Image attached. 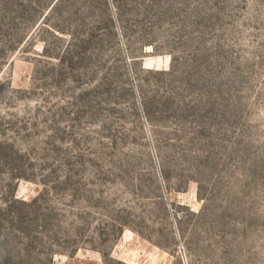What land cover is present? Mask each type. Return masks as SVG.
Returning a JSON list of instances; mask_svg holds the SVG:
<instances>
[{"label":"rangeland","instance_id":"374dc122","mask_svg":"<svg viewBox=\"0 0 264 264\" xmlns=\"http://www.w3.org/2000/svg\"><path fill=\"white\" fill-rule=\"evenodd\" d=\"M56 1L0 0V264H264V0Z\"/></svg>","mask_w":264,"mask_h":264},{"label":"trees","instance_id":"16d2710c","mask_svg":"<svg viewBox=\"0 0 264 264\" xmlns=\"http://www.w3.org/2000/svg\"><path fill=\"white\" fill-rule=\"evenodd\" d=\"M64 1L65 0H57L52 9L58 8ZM84 43L85 41L79 40L77 36L70 35V40L65 45L64 53L58 57L59 62H67L70 64L74 60L72 50L83 45Z\"/></svg>","mask_w":264,"mask_h":264}]
</instances>
